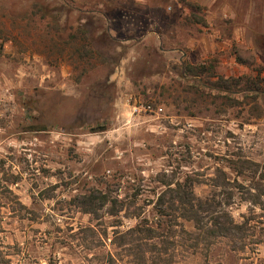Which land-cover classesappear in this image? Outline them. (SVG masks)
Returning a JSON list of instances; mask_svg holds the SVG:
<instances>
[{"label":"rangeland","instance_id":"rangeland-1","mask_svg":"<svg viewBox=\"0 0 264 264\" xmlns=\"http://www.w3.org/2000/svg\"><path fill=\"white\" fill-rule=\"evenodd\" d=\"M152 219L158 255L112 243ZM155 263L264 264V0H0V264Z\"/></svg>","mask_w":264,"mask_h":264},{"label":"trees","instance_id":"trees-1","mask_svg":"<svg viewBox=\"0 0 264 264\" xmlns=\"http://www.w3.org/2000/svg\"><path fill=\"white\" fill-rule=\"evenodd\" d=\"M104 129V126H98L95 131H103ZM168 192L171 193L172 197H176L180 201L181 209L184 212L183 214L186 215V221L194 223L197 228H203L209 221L212 226L209 232L219 237H229L235 232L244 230L243 224H237L228 211L227 207L229 203L222 206L221 201H215L213 198H198L194 195L191 187H181L180 184H177L175 189L169 188ZM162 197L163 195L159 196L158 206L163 205ZM232 197V193L228 192L226 193L225 199L230 201ZM105 201L106 196L100 192H93L81 196L78 203L87 209V213H90V211H93L96 203L102 206L105 204ZM216 207L219 210H216ZM156 220H142L134 226L127 227L124 231L115 229L113 232L114 241L112 240V243L114 242L115 245V239H118V246H125L130 252L135 250V248L139 249L142 246H150V249H153L151 253L155 252L158 255L162 251H158L156 249L157 246L161 247L164 245L165 248L167 245V237L171 236V230H167L164 223ZM165 230H167V233ZM163 254H167V249H163Z\"/></svg>","mask_w":264,"mask_h":264},{"label":"built area","instance_id":"built-area-1","mask_svg":"<svg viewBox=\"0 0 264 264\" xmlns=\"http://www.w3.org/2000/svg\"><path fill=\"white\" fill-rule=\"evenodd\" d=\"M141 109L144 110V111H151L150 106H142ZM134 110H137V108L134 107Z\"/></svg>","mask_w":264,"mask_h":264}]
</instances>
